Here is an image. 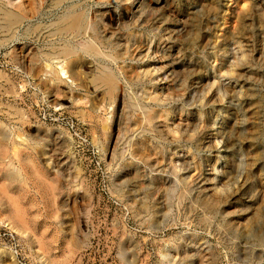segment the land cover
I'll return each instance as SVG.
<instances>
[{
	"label": "rangeland",
	"instance_id": "374dc122",
	"mask_svg": "<svg viewBox=\"0 0 264 264\" xmlns=\"http://www.w3.org/2000/svg\"><path fill=\"white\" fill-rule=\"evenodd\" d=\"M76 3L114 45L75 78L65 7L0 30V264H264V0Z\"/></svg>",
	"mask_w": 264,
	"mask_h": 264
},
{
	"label": "bare ground",
	"instance_id": "6f19581e",
	"mask_svg": "<svg viewBox=\"0 0 264 264\" xmlns=\"http://www.w3.org/2000/svg\"><path fill=\"white\" fill-rule=\"evenodd\" d=\"M6 0L5 2H1L0 0V18H1V25L0 30H5L9 35L15 36V30L17 28H20L22 25H24L26 22H32L33 20L43 17L46 13L44 12L45 8L49 5V0ZM52 8L53 10H59L60 8H64V12L61 15H58L56 18L55 23L51 26L53 27V36L62 38L65 40L61 47L59 48H53L52 53L54 56H50V58H57V59H63L67 61V69L73 74L75 66H77L79 69L83 68L84 66V57H97L100 58L103 54V48H105L107 45H114L111 40L106 41L101 34L102 31L98 29V27L90 23L88 13L84 9V6L77 5L78 0H52ZM100 1V3L104 0H97ZM108 1V0H107ZM129 1V0H128ZM131 1V0H130ZM179 1V0H178ZM160 2V1H159ZM80 4V3H78ZM110 4V3H109ZM132 4V3H131ZM249 4V3H248ZM247 4H245L246 6ZM2 6V7H1ZM244 6V7H245ZM106 7V6H105ZM125 7V6H124ZM246 9V8H244ZM115 10V9H114ZM46 11V10H45ZM50 11V10H48ZM119 11V10H118ZM53 12V11H51ZM97 13V12H96ZM53 14V13H52ZM110 14H104L103 20L104 22L107 21ZM48 20V19H47ZM112 20V19H111ZM42 21V20H41ZM40 21V22H41ZM244 21V20H243ZM96 22V21H95ZM103 22V23H104ZM102 23V24H103ZM97 24V22H96ZM101 24V23H100ZM105 24V23H104ZM105 26V25H104ZM119 26V25H118ZM23 27V26H22ZM122 27V26H121ZM144 27V26H143ZM107 29V28H105ZM38 30V29H37ZM126 30V29H125ZM110 31V30H109ZM118 30H116L117 32ZM122 31V30H121ZM133 32V31H132ZM120 33V32H119ZM130 34V33H129ZM137 34V33H136ZM40 36V35H38ZM132 36V35H131ZM193 36V35H192ZM16 37V36H15ZM41 37V36H40ZM106 38V37H105ZM79 39H87L85 43L81 44V47L77 45V40ZM89 39V40H88ZM12 40V39H11ZM15 40V39H14ZM118 40V39H117ZM61 43V42H60ZM52 44V43H51ZM53 45V44H52ZM60 45V44H59ZM118 45V44H117ZM131 45V44H130ZM51 47V46H50ZM111 47V46H110ZM46 48V47H45ZM113 48V47H112ZM42 49V48H41ZM118 49V48H117ZM127 49V48H126ZM114 52V50H112ZM116 51V50H115ZM130 51V50H129ZM120 51H116L117 57L116 59H119L121 54ZM123 52V51H122ZM136 52V51H135ZM130 53V52H129ZM128 53V54H129ZM18 55V54H17ZM123 55V53H122ZM108 56V55H107ZM157 56V55H156ZM111 57V56H110ZM14 58V57H13ZM110 59V58H109ZM130 59V58H129ZM33 60V58H32ZM87 60V59H86ZM31 61V60H30ZM34 61V60H33ZM117 61V60H116ZM20 62V61H19ZM49 62V61H48ZM109 62V61H108ZM34 63V62H33ZM118 63V62H117ZM32 64V63H31ZM30 66V65H29ZM55 66V65H54ZM31 68V67H30ZM128 69V68H127ZM125 68H119V71L121 70L122 74L126 77L127 80L130 82L133 81V71H129ZM23 70V69H22ZM26 70V69H25ZM32 70V69H31ZM98 73L93 78V84L97 88H102L105 90V96L104 100L109 99L110 101H116L121 98V95L119 94V89H122L119 86V81L116 75L109 71L106 67L101 66L97 69ZM141 70V69H140ZM139 70V71H140ZM30 71V70H29ZM45 71V70H44ZM43 71V72H44ZM85 72V71H84ZM148 72H146L147 75ZM36 74V73H34ZM82 74V72H81ZM140 74H142L140 72ZM29 75V74H28ZM86 75V74H85ZM122 75V76H123ZM150 75V74H149ZM38 76V75H37ZM36 76V77H37ZM57 76V75H55ZM61 76V75H60ZM136 78L139 80V75H135ZM151 76V75H150ZM30 77V76H29ZM71 77V76H70ZM77 77V76H76ZM145 77V76H144ZM147 77V76H146ZM145 77V78H146ZM80 76L77 77L79 79ZM85 78V77H84ZM135 78V79H136ZM151 78V77H150ZM56 79V77H54ZM59 79V78H58ZM74 79V80H77ZM152 80V79H151ZM79 81V80H78ZM150 81V80H149ZM42 82V81H41ZM140 82V81H138ZM133 83V82H132ZM149 83V82H147ZM47 85V84H46ZM51 85V84H50ZM136 84H134L135 86ZM141 85V84H140ZM145 85V84H144ZM84 86V85H83ZM132 86V85H131ZM137 86V85H136ZM153 86V85H152ZM157 86V85H156ZM133 87V86H132ZM141 88V87H140ZM48 89V88H47ZM53 89V88H52ZM169 89V88H168ZM56 91V90H55ZM148 90L144 91L145 95H147V100H155L153 99L152 94L147 93ZM9 92V91H8ZM48 92V91H47ZM151 93V92H150ZM135 94V93H134ZM158 97V96H157ZM146 98V97H145ZM160 100V97H158ZM156 101V100H155ZM88 102V101H87ZM157 102V101H156ZM129 104V103H128ZM134 104V103H132ZM156 104V103H155ZM95 105V104H94ZM159 106V105H158ZM125 107V106H124ZM159 108V107H158ZM168 115V114H167ZM169 115H171L169 113ZM128 117V116H127ZM156 115L153 112H147L145 114L146 123L148 125H151L150 123L155 119ZM169 117V116H168ZM137 119V118H136ZM143 119V118H142ZM156 120V119H155ZM159 120V119H158ZM11 121V120H10ZM128 124L132 127L133 122H131L130 117L128 120ZM144 125V124H143ZM136 126V125H135ZM141 128V124H138ZM153 126V125H152ZM128 127L127 129L131 128ZM133 128V127H132ZM131 128V130H133ZM155 128V127H154ZM126 129V130H127ZM125 130V131H126ZM135 130V128H134ZM124 131V132H125ZM42 132V131H41ZM168 132V131H167ZM120 133V132H119ZM7 134V133H6ZM173 135V134H172ZM8 137V136H7ZM6 137V139H8ZM141 139V138H140ZM139 139V140H140ZM192 139V138H190ZM187 140V139H186ZM189 140V139H188ZM3 141V140H1ZM10 141V140H9ZM8 141V142H9ZM132 142V141H130ZM135 142V141H134ZM137 142V141H136ZM135 142V143H136ZM147 142V141H146ZM149 142V141H148ZM201 143V142H200ZM10 144V143H9ZM5 145V144H4ZM44 145V144H43ZM130 145V144H129ZM139 145V144H138ZM133 146V145H132ZM184 147V146H183ZM42 148V147H41ZM187 148V147H186ZM138 149V148H137ZM145 149V148H144ZM31 150V149H30ZM39 151V150H38ZM135 151V150H134ZM131 152V151H130ZM136 152V151H135ZM139 152V151H138ZM23 154V153H22ZM4 156V155H3ZM114 156V155H113ZM132 157V156H131ZM10 159V158H9ZM15 159V158H14ZM129 166V165H128ZM122 167V166H121ZM128 169V168H127ZM21 171V170H20ZM39 176V175H38ZM134 180V179H133ZM132 182V181H131ZM141 188V187H140ZM152 188V187H151ZM146 190V189H145ZM156 192V191H155ZM186 193V192H185ZM184 194V193H183ZM172 195V194H171ZM176 195V194H175ZM143 200V199H142ZM207 203V202H206ZM147 204V203H146ZM212 206V205H211ZM142 208V207H141ZM151 211V210H150ZM153 213V212H152ZM148 214V213H147ZM148 216V215H147ZM159 217V216H158ZM157 219V218H156ZM151 222V221H150ZM258 228V227H257ZM256 232V231H255ZM242 237V236H241ZM246 239V238H245ZM264 242V240H263ZM262 242V243H263ZM263 245V244H262ZM167 255V254H166ZM165 255V256H166Z\"/></svg>",
	"mask_w": 264,
	"mask_h": 264
}]
</instances>
